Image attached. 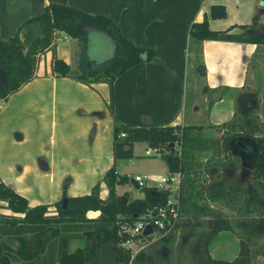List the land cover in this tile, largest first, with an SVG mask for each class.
Returning a JSON list of instances; mask_svg holds the SVG:
<instances>
[{
	"label": "trees",
	"instance_id": "trees-1",
	"mask_svg": "<svg viewBox=\"0 0 264 264\" xmlns=\"http://www.w3.org/2000/svg\"><path fill=\"white\" fill-rule=\"evenodd\" d=\"M208 11L202 21L191 24L192 36L202 40L264 44V23H259L258 17L240 25V28L254 29L241 35L231 32L234 25L224 30L209 28V18L227 16L224 4H211ZM87 28L110 34L118 50L115 57L103 61L89 58ZM63 33L80 44L77 73L54 52L55 43ZM47 50L53 52L51 70L55 75L73 76L85 84L106 82L109 86L130 67L154 56L152 48L130 42L110 17L50 2L39 14L25 20L14 36L0 38V74L5 75L8 83L3 100L36 76L39 58ZM249 94L256 100V92L244 91L237 95L234 116L241 100ZM112 103L111 94L109 106L113 113ZM257 109L258 101L240 114V121L233 116V120L218 126V137L205 134L202 125L130 127L113 115L114 163L102 176L107 196H100L98 183L88 193L68 196L65 208L61 200L56 201L55 212L49 210V205L30 206L27 198L1 181L0 201L7 203L6 208L12 213H0V264L15 261L21 264H166L161 248L166 241L156 245L152 235L144 237L141 239L144 245L137 253L123 245L133 238L124 226L150 217L156 207L166 205L171 195L169 189L158 185L139 186L143 195L137 198H131L127 192L117 193L116 187L127 183L129 177L117 171L116 161L132 159L134 145L140 141L151 148H160L168 173L181 175L178 216L161 232L164 236L182 233L178 247L182 253L188 252L190 260L182 264H264V125L256 116L252 117ZM237 137L255 142V158L246 181L242 178L239 159L231 151ZM202 152L209 156L204 161L196 157V153ZM214 203L237 213L235 225ZM93 211L99 215L90 216L89 212ZM192 220L200 221L198 229L185 227ZM235 228L237 255L230 260L211 256L208 247L211 240L220 232ZM5 238H12L17 246H9ZM72 241L76 245L71 247Z\"/></svg>",
	"mask_w": 264,
	"mask_h": 264
},
{
	"label": "crops",
	"instance_id": "crops-1",
	"mask_svg": "<svg viewBox=\"0 0 264 264\" xmlns=\"http://www.w3.org/2000/svg\"><path fill=\"white\" fill-rule=\"evenodd\" d=\"M50 2L110 17L130 42L152 48L154 56L116 77L111 87L106 82L85 84L73 76L55 75L51 70L53 52L47 50L39 58L36 76L9 94L3 104L0 100V182L27 198L30 206L44 204L53 208L63 193L54 187L49 196L44 174L45 186L41 176V181L37 182L39 199L31 202L30 194L24 190L25 177L31 166L38 176L40 170L36 164H48L47 157L52 164L57 163L49 172L53 180L57 172L66 175L64 169L70 172L69 168L58 167L64 161L62 156L64 152H72L74 148L70 147L84 145L82 138L88 131L92 137L89 140L92 141L93 157L99 159L96 153L106 149L112 155L113 115L130 127L196 124L205 127V134L219 133L218 126L234 116L235 98L239 93L231 96L232 104L225 117L218 114V107L225 103L228 93L241 92L251 85L248 62L264 48V44L202 40L191 35V24L202 21L205 13H209V6L221 2L218 0H0V38L6 40L14 36L25 20L39 14ZM208 23L214 30L234 25L231 32L241 35L254 31L252 28L240 29L242 24L238 23L226 26L228 22L222 19L209 18ZM79 47L77 39L64 33L55 43L56 57L68 63L73 73L79 71ZM117 51L114 42L112 48L98 47L95 56L88 53L91 60L103 61L113 56V52L116 55ZM236 66L238 71H235ZM198 68L200 75H197ZM111 94L113 113L109 106ZM71 110H77L85 119H67L61 128L53 122L58 112L66 116ZM224 118L229 120L222 122ZM82 152L72 155L78 165L86 161ZM15 167L20 168L17 171ZM66 188L64 184V190ZM6 205L0 201V213L11 215L12 211ZM90 213L94 214L90 216L99 215L94 211Z\"/></svg>",
	"mask_w": 264,
	"mask_h": 264
},
{
	"label": "rangeland",
	"instance_id": "rangeland-1",
	"mask_svg": "<svg viewBox=\"0 0 264 264\" xmlns=\"http://www.w3.org/2000/svg\"><path fill=\"white\" fill-rule=\"evenodd\" d=\"M218 1L221 2H215V3L225 4L226 9L228 10L227 17L222 19L223 21L228 22L226 26H229L234 23H238V24L250 23L254 16L258 17L261 22H264V0L263 2H261V0H218ZM85 33H87L88 36L89 51L91 52L90 53L91 56L96 55V49L98 47L105 49V48H109V46L112 48L114 45V40L108 34V32L104 30L102 31L97 29L95 30L93 28H87ZM114 55L115 54L113 52V56ZM113 56H111L108 59H112ZM263 58H264V48H260L257 55L251 58V60L248 62L249 64L248 78L251 79L250 82L251 85L246 86L245 89L244 88L243 89L245 91L250 90L257 92V99L255 100V97L249 95H247V97H244L242 103L239 105V109L237 110L234 116V118L238 119L239 121L241 120L240 119L241 115L244 114L246 111H248L250 107L259 100L258 101L259 108L255 111L254 114H252V117L256 116L258 122L263 123L264 125ZM199 70L200 69L198 68L197 75H200ZM238 70L239 69L236 66L235 71ZM244 90L241 92L236 91V92L228 93V95H226L225 103L220 104V106L217 109L218 114L224 115L225 117L229 110L230 105L232 104L231 100L233 99V97L231 96L235 94L237 95L238 93H243ZM4 101L5 100L2 99L1 104H3ZM77 112H78L77 110H71V114L66 116H63L58 112V114H56L55 121L53 119V122L58 126H60L61 128L63 122L66 121L67 119L83 121L85 119V116L79 115ZM232 118L231 120H233ZM226 120L229 119L224 118L221 121L224 122ZM70 124H73V122H71ZM85 135L86 136H83L82 138V141H85L84 145L81 144L78 147L76 146L70 147V148H74L72 152H67V153L64 152L62 156L64 161L60 164V166L58 165V167L59 168L68 167L70 172L64 169L66 171V175H62L61 173L57 172L54 177L55 180H53L52 174L49 172L50 170L52 172L53 166H56L57 163L55 165L52 164L51 161H49V158L47 157H45V159L48 161V164L46 162H44L42 166L39 163L36 164V167L39 168L40 170L38 176H36L34 167L31 166V171L29 172L28 176L25 177L26 183L24 189L26 190V192L30 194L29 197L31 199V202H34L33 199L35 198L39 199L37 197V192H38L37 190L38 189L40 190V188L37 182L41 181V179H39L41 176L42 183H44L45 181L43 179L44 174H46L48 180V187L46 188H48L47 191L49 196H51V192L53 191L54 187H57V190L65 193V196L83 195V193L89 191V187L91 185H96L98 183H99V194L106 196L105 195L106 186L102 177L104 173L103 170L104 168L106 167L109 168L111 165H113L114 159L107 149L100 154L96 153V156L100 157L99 159H96V157L94 158L93 155L91 154L92 149L90 147V144H92V141L90 140L92 137L90 135V131H88V133ZM212 136L218 137L219 133L213 132ZM78 144H80V142ZM85 145H87L88 147H85ZM172 147L173 145L170 148L172 149ZM147 149H151V147H149L147 143L142 141L136 142L133 148L134 157L132 159H118L116 161L117 171L120 172L121 174H126L127 177H129V181L127 183L119 184V186L116 187V191L118 194L122 192H127L131 196V198L141 197L143 195L141 189L139 187L135 188V186L131 182V179H134L137 174L140 176H144L145 178L146 175H164L168 173V166L165 161V158L162 157L160 154L147 156L145 154V151ZM170 151L172 150H168V152ZM231 151L235 155H237L236 159H239V162L241 164L240 171L242 174V178L244 181H246L247 178H249L250 176L249 170L255 158L254 155L255 142H253L247 137H237L232 143ZM81 152L84 153V157H86V161L81 165H78L77 162H75L72 159L75 158L72 157V155L77 156L78 153ZM207 155H208L207 153H203V152L196 153V157H198L201 161L207 159V157H209ZM79 157L81 158L82 156L79 155ZM19 168L20 167H15L17 171L19 170ZM229 172L231 173V171ZM66 179H70V181L67 182L68 180ZM70 182L71 184L68 186V183ZM64 184L67 185V188L65 190H64ZM63 193L61 194L63 195ZM62 195L59 197V200L63 199ZM214 207L219 208V210H222L230 218L232 224L235 225V220L237 218V213L235 211L221 207L217 203H214ZM49 210L55 212V208H49ZM90 215H94V214L90 213ZM199 222L200 221L196 222L192 220L188 223H185V227L192 226L195 227V229H198ZM237 234L238 233L236 232V228H235V230L223 231L220 232L217 236H215L211 240L208 246L211 256L222 260H230V258L235 257L239 251ZM181 235L175 234V235L164 236V234H160V232L157 231L155 234L151 236L155 238L154 241H157L156 245L159 243V241L161 242L166 241L161 246L164 254V259H166V264H182L183 261L190 263L188 252L184 251L182 253V251H180V248L178 247L179 245L178 242L179 243L181 242ZM73 245H74V241H72L71 247ZM12 264H19V263L15 261Z\"/></svg>",
	"mask_w": 264,
	"mask_h": 264
},
{
	"label": "built area",
	"instance_id": "built-area-1",
	"mask_svg": "<svg viewBox=\"0 0 264 264\" xmlns=\"http://www.w3.org/2000/svg\"><path fill=\"white\" fill-rule=\"evenodd\" d=\"M121 135L124 136V134ZM145 154L147 156L160 154V148L154 147L151 149H147L145 151ZM134 180L138 182L139 186L158 185L165 189H169L171 194L168 197L166 205L156 207L154 213H152L150 217L139 219L132 226L129 225L124 226L125 230H129L131 232L133 238L124 242L123 245L130 249H133V251L137 253L140 250V248L144 245L143 241L141 240L142 238L151 236L155 234L157 231H159L160 234H163L161 230L168 227L172 222V220H174L178 216L179 213L178 192L181 181V175L179 172H173V174L166 173L164 175H155V176L146 175V177L144 178V176H140L137 174ZM147 225H150L154 231L152 233L144 235L143 230ZM134 237H137V239H134Z\"/></svg>",
	"mask_w": 264,
	"mask_h": 264
},
{
	"label": "water",
	"instance_id": "water-1",
	"mask_svg": "<svg viewBox=\"0 0 264 264\" xmlns=\"http://www.w3.org/2000/svg\"><path fill=\"white\" fill-rule=\"evenodd\" d=\"M262 2V1H261ZM7 87H8V83L6 82V77L4 74H0V99H3L6 92H7ZM172 146V145H171ZM132 184L135 186V188L139 187L138 182H136L134 179H131ZM62 202V206L63 208H65L67 202H68V196L63 197V199L61 200ZM154 230L152 229V227L150 225H147L144 230H143V234L147 235L149 233H152ZM5 242L11 246V247H16V243L13 241V239L11 238H5Z\"/></svg>",
	"mask_w": 264,
	"mask_h": 264
}]
</instances>
